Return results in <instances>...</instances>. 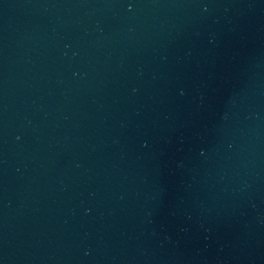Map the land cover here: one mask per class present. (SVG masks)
I'll use <instances>...</instances> for the list:
<instances>
[{
  "label": "water",
  "instance_id": "1",
  "mask_svg": "<svg viewBox=\"0 0 264 264\" xmlns=\"http://www.w3.org/2000/svg\"><path fill=\"white\" fill-rule=\"evenodd\" d=\"M0 264H264V0H0Z\"/></svg>",
  "mask_w": 264,
  "mask_h": 264
}]
</instances>
